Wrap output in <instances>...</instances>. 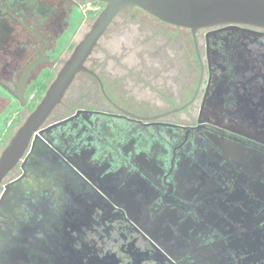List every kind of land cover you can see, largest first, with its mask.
Wrapping results in <instances>:
<instances>
[{
	"label": "flooded vegetation",
	"instance_id": "af4514ba",
	"mask_svg": "<svg viewBox=\"0 0 264 264\" xmlns=\"http://www.w3.org/2000/svg\"><path fill=\"white\" fill-rule=\"evenodd\" d=\"M104 5L0 0V154ZM127 9L146 20L142 48L98 55ZM84 66L0 181V264L259 258L264 28L192 30L130 6Z\"/></svg>",
	"mask_w": 264,
	"mask_h": 264
},
{
	"label": "water",
	"instance_id": "95a60500",
	"mask_svg": "<svg viewBox=\"0 0 264 264\" xmlns=\"http://www.w3.org/2000/svg\"><path fill=\"white\" fill-rule=\"evenodd\" d=\"M105 3L95 18L85 37L75 46L71 55L52 80L35 108L27 115L14 131L0 154V181L21 159L30 146L32 138L41 130L49 114L61 99L74 79L82 70H87L84 61L91 53L99 37L103 34L111 20L124 8L134 6L153 17L176 26L196 30L220 24L236 23L264 28V0H99ZM77 112H80L78 110ZM68 119L59 121L65 122ZM57 123V124H58ZM36 136V135H35ZM264 221V220H262ZM231 232V231H230ZM251 242L249 235H244ZM254 236V235H253ZM261 234L254 236L260 243ZM259 245L264 246V242ZM242 261L249 260L264 264V248L253 258L254 252L248 250ZM253 253V255H250ZM260 253V254H259ZM251 256V257H250Z\"/></svg>",
	"mask_w": 264,
	"mask_h": 264
},
{
	"label": "rangeland",
	"instance_id": "374dc122",
	"mask_svg": "<svg viewBox=\"0 0 264 264\" xmlns=\"http://www.w3.org/2000/svg\"><path fill=\"white\" fill-rule=\"evenodd\" d=\"M92 8V6H87ZM128 13H121L110 26V30L100 39L104 53H99L100 56L132 58L135 51L141 49L140 42L143 39L144 32L142 26L146 25V20L142 13L137 9H127ZM130 17L133 21H127L126 17ZM93 18H87L86 31L89 30ZM120 22V24H118ZM133 47L132 49L130 48ZM16 129V128H15ZM13 129V131L15 130ZM9 138H7L8 141Z\"/></svg>",
	"mask_w": 264,
	"mask_h": 264
},
{
	"label": "trees",
	"instance_id": "16d2710c",
	"mask_svg": "<svg viewBox=\"0 0 264 264\" xmlns=\"http://www.w3.org/2000/svg\"><path fill=\"white\" fill-rule=\"evenodd\" d=\"M40 93H41V92H40ZM40 96H41V95H38V96H37V100L40 98Z\"/></svg>",
	"mask_w": 264,
	"mask_h": 264
}]
</instances>
